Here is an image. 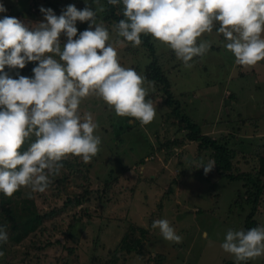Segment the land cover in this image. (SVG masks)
Returning a JSON list of instances; mask_svg holds the SVG:
<instances>
[{
    "label": "rangeland",
    "instance_id": "rangeland-1",
    "mask_svg": "<svg viewBox=\"0 0 264 264\" xmlns=\"http://www.w3.org/2000/svg\"><path fill=\"white\" fill-rule=\"evenodd\" d=\"M32 1L0 0L7 10L0 13V18L15 17L29 26L43 22V14L38 8L33 9ZM41 1L36 7L42 5ZM103 1L58 0V6L50 8L59 16L70 4L78 10L86 4L95 10L104 7ZM28 6L33 11L23 13L21 10ZM101 13L97 14L98 19H102ZM104 22L109 27L111 43L116 39L111 29L115 22ZM76 27L79 35L88 28V22L77 21ZM66 39L61 35L62 45ZM200 39L210 41L211 48L204 56L194 57L193 67L187 69L166 45L151 37L159 63L169 79L172 98L178 101V114L185 113L197 122L202 133L218 139L227 137L229 144L240 150L234 159L238 171L254 174L259 166L257 155L264 154V129H254L244 121H264V61L251 69L237 66L234 56L223 46V37L218 36L215 29ZM127 47H131V51L126 50ZM127 47L117 48L121 66L133 68L145 77L150 57L147 48L143 44ZM160 91L163 93L161 86ZM162 98L156 86L154 91L149 89L147 99L156 107V116L147 125L130 117L116 116L95 96L82 101L80 114L93 115L98 124L95 134L100 136L101 145L90 163L71 155L66 158L73 160L76 172L79 171L68 187L85 186L89 181L91 196L81 205L59 209L64 196L55 198L49 188L44 193H31L37 209L58 210L35 229L23 228L26 235L17 243L9 240L14 233L10 224L21 220L22 201L18 198L28 197L29 189L21 188V196L9 197L10 212H2L0 196V223H7L4 228L8 235L5 248L0 250L3 253L0 264H154L153 257L159 253L164 255L161 264H224L235 260L220 245L229 229H242L256 187L245 180L230 181L216 175L215 168L208 174L203 168L197 169L201 162L206 164L212 159L209 151H198L195 140H186L182 146L171 150L162 145L183 133L176 132L177 115L172 112L175 103L162 102ZM241 119L245 129L239 126ZM127 125L130 128H126ZM143 157L144 161L140 162ZM65 170L68 171L64 166L61 173ZM260 178L264 182V177ZM106 180L112 183L100 193ZM258 198L255 218L258 226L264 227V189ZM74 215L77 222L70 227ZM4 216H8V220L5 221ZM158 219L168 220L182 242L163 239L159 229L151 227ZM140 226L148 229L146 235L141 236ZM126 232L143 239L150 259L121 249ZM249 261L264 264V255Z\"/></svg>",
    "mask_w": 264,
    "mask_h": 264
},
{
    "label": "clouds",
    "instance_id": "clouds-1",
    "mask_svg": "<svg viewBox=\"0 0 264 264\" xmlns=\"http://www.w3.org/2000/svg\"><path fill=\"white\" fill-rule=\"evenodd\" d=\"M122 6L123 18L111 26L116 39L110 41L109 27L86 6L70 4L57 16L51 8H40L43 22L27 25L15 17L0 18V193L12 197L21 188L44 193L64 167L69 155L90 163L100 151L98 124L90 112L80 114L88 97L102 100L118 117H130L141 125L151 123L156 107L149 89L155 84L125 68L117 48L142 44L151 36L166 45L187 69L194 57L204 56L211 42L200 39L216 30L223 46L244 69L264 61V0H107ZM0 4V13L6 12ZM77 21L88 22L79 32ZM61 35L66 43H61ZM75 37V39H74ZM38 62L33 76L12 78L4 71L23 69ZM28 144L24 149V145ZM23 148V150H22ZM214 160L201 162L205 174ZM163 239L181 243L182 237L166 219L153 221ZM8 239L0 226V242ZM221 249L236 264L264 255V227L229 229ZM0 255H3L0 252Z\"/></svg>",
    "mask_w": 264,
    "mask_h": 264
},
{
    "label": "trees",
    "instance_id": "trees-1",
    "mask_svg": "<svg viewBox=\"0 0 264 264\" xmlns=\"http://www.w3.org/2000/svg\"><path fill=\"white\" fill-rule=\"evenodd\" d=\"M41 2H42V5H40V7H36V5H38L39 3V0L38 1L33 0L32 1L33 9L38 8V12H40L41 6L43 8H50V7L58 6V3H57L58 0H42ZM103 2H104L105 11L101 13L102 19L105 21L109 20V22L114 21L115 23H118L119 20L123 18L120 6L108 5L107 0H104ZM117 10H119V12ZM21 11L23 13L27 12V14H29L30 11H33V10H31V6H28L27 9H25L24 11L22 9ZM141 40H142L143 46L147 48L149 56H150L145 66L146 80L154 82L156 86V91L159 94H161V96L163 97L161 100L162 102H165L168 104L175 103L176 105L178 101L172 98V94L170 93L169 79L162 65L159 63L158 55L154 48V44L151 41V36L142 35ZM126 50L131 51V47H127ZM37 63L38 62H28L23 69H9L7 66H5L4 71L7 72L9 76H11L12 78H18L17 73H19V75H22V76L32 77L33 76L32 69L35 66H37ZM160 86L163 88V93L162 91H160ZM178 107L179 105H176L174 109L172 110V112L174 111L177 115L176 118L178 121L177 123L178 127H177L176 132H179V133L183 132V133L180 136L175 135V137L168 139L167 141L161 144L169 148V150H171L173 147L182 146L186 140L188 141L195 140L198 142L197 144L198 151L200 152L209 151L211 159L214 160L216 164L214 166L216 175L220 174L221 176L228 178V180L230 181H235L239 179L245 180L251 183L254 187H256V192L251 202L252 207H251L250 212L245 216L242 229L248 230L250 228L258 227L259 224H258L257 219L255 218V212H256L255 209L259 202L258 194L264 189V182L260 178L261 176L264 177V154L257 155L259 166L254 174L250 173L251 171L250 172L238 171V167H236L237 165H235L234 159L237 156L238 151L240 150L237 149V147H233L232 144L230 145L229 142L226 140L227 137H225L224 139L223 138L218 139L216 137H212L209 134L202 133L201 127L197 122L192 120L185 113L179 112L178 114V111H177ZM242 120L243 119L239 120L238 123L242 129H245V127L241 125L240 121ZM244 122H245L244 123L245 125H248V123L253 125L255 127L254 129L259 128V127L264 129V121L262 122L261 120H259V122H257V120H254V123H253V120L252 121L248 120ZM126 128H130V126L127 125ZM24 149H26L25 145H24ZM142 161H144V157H143V160H141L140 162ZM63 165L65 166L66 169H68V171L65 170L63 174L60 172V175H58L57 177L53 179V182H54L53 185L52 184L49 185L51 194L55 198L64 196L63 203L61 207H59V209L61 208L65 209L66 207L73 208L78 205H81L91 196V189L89 187V181L85 186H81V187L74 186L73 188L68 187L70 183H73L75 181V175L79 171L76 172V169L73 166L74 165L73 160L69 161V160L64 159ZM78 166L80 167V164ZM111 183L112 182H110V180H106L104 182L102 191L100 193L105 192L106 189L111 185ZM238 192L240 194L239 189H238ZM14 195H16L17 197L21 196V191L20 190L17 191L16 193H14ZM0 196L2 197L1 200H3V202L1 203L2 212H4V210L10 212L11 207H9L8 202L11 200V198L4 196L3 193H0ZM21 198L19 197L18 199L22 201L20 204L21 205L20 207L23 211L22 218L20 221L10 224L14 230V233L11 235V238L9 240L10 242H13V243L20 242L24 238V236L26 235V231H24L23 228H25V230L27 231L35 229L43 221L44 218L51 216L53 213L57 212L58 210V208H52L47 211L46 210L41 211L37 209V207L34 205L32 198L28 199V197H25V196ZM4 218H5L4 219L5 221L8 220V216H4ZM74 222H77L76 215L72 217V221H70V227L74 225ZM0 224L3 227L7 226V223H0ZM138 228L140 229L141 236L146 235L148 229H146L145 227H141V226ZM68 233H70V231H68ZM123 241L124 243L120 247L121 249H124L127 253L136 252L139 255L147 256L148 259L151 258L148 250L144 247L146 245L144 244V241L143 239H141V237L135 238L126 232L122 238V242ZM6 242H0V250L2 248L3 249L5 248ZM163 259H164V255L162 253H159L156 257H153V263L161 264ZM224 264H236V261L227 260ZM241 264H250V261L241 262Z\"/></svg>",
    "mask_w": 264,
    "mask_h": 264
}]
</instances>
